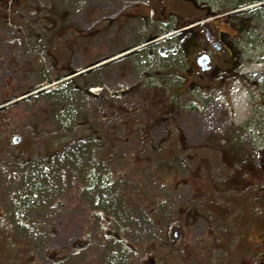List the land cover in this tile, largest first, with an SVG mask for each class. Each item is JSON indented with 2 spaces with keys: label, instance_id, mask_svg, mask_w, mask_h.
Returning a JSON list of instances; mask_svg holds the SVG:
<instances>
[{
  "label": "flooded vegetation",
  "instance_id": "af4514ba",
  "mask_svg": "<svg viewBox=\"0 0 264 264\" xmlns=\"http://www.w3.org/2000/svg\"><path fill=\"white\" fill-rule=\"evenodd\" d=\"M8 1L0 0V135L10 106L32 104L53 82L61 95L70 79L83 91L95 68L44 74L38 85L31 70L6 95L38 42L35 21L5 28ZM146 1L161 31L96 60V128L41 137L33 154L18 125L0 141V264H264V0ZM125 13L124 24L134 15ZM41 26L47 33L55 23ZM112 26L96 20L98 49L112 45ZM52 48L39 46L57 67ZM203 109L211 129L197 136L191 119Z\"/></svg>",
  "mask_w": 264,
  "mask_h": 264
},
{
  "label": "rangeland",
  "instance_id": "374dc122",
  "mask_svg": "<svg viewBox=\"0 0 264 264\" xmlns=\"http://www.w3.org/2000/svg\"><path fill=\"white\" fill-rule=\"evenodd\" d=\"M11 1H14L12 8L9 7ZM21 4L19 6L16 0H9L4 6V13L6 14L5 28L16 30L14 26L16 25L21 26L23 31H27L28 28H31L29 22L35 21L38 42L36 41L35 45L36 52L32 53L33 59L31 60L33 61L24 64L29 66L30 69L24 72L22 77L19 76L20 81H12L5 88V93L9 96L14 95L13 93L17 86H22L21 80L23 78L27 81L31 80L28 74L31 70L38 85L45 80H42L44 74H56L58 71L65 75L72 70H87L91 65L96 66V60L103 55H111L124 46L130 47L138 43L150 33L161 31L157 23L151 22L153 10L149 7L146 0H126L125 2L120 0H21ZM50 5H53V9H49ZM137 5L143 6L145 16L148 17L147 23L143 22L137 15L140 12L136 7ZM125 12H133L134 14L133 16H128L127 28L123 21L119 22V17ZM104 17L110 22L113 20V26L110 30L112 45L109 48L98 49L101 41L98 38L96 39V20L104 19ZM47 18L52 19L55 26L46 33L41 25ZM65 30H70L72 33L68 34V39L65 35L64 41H61V36ZM39 38L41 42H39ZM50 43L53 45L52 49L57 50L59 53L60 63L57 67L55 66L56 60L49 53L40 52L39 50L41 44L46 46L50 45ZM72 50H75V52ZM125 65H128L127 61L123 62L121 69ZM117 74L118 71L115 70L114 75L116 76ZM120 74L123 73L120 72ZM96 81L95 67L93 71L87 72V75L82 78L83 91L78 92L75 90L76 87L70 79L64 82L67 85L62 86L64 87V93L61 95L59 85L53 82L52 86L46 85L44 87L46 89L45 94H36L33 97L32 104L10 106L5 112V127L1 130L0 141L5 142L6 145V142L11 140V135L14 134L13 129L18 125L24 131V136L27 133L31 135L27 139L26 152L33 154V146L30 143L34 140H40L41 137H49L50 140L53 139L56 142L63 139V135L60 133L64 130H69L72 126L85 124L96 128V89L98 87L96 86ZM87 89L89 90L88 92ZM202 112L203 116H200L198 112H194V116L191 119V121L194 122L195 119L197 122L198 128L195 130L197 136H202L206 134L205 131L211 129V126L206 122L204 109ZM112 119L115 120L114 123L123 124L128 118L115 116ZM78 131H81V129ZM17 134L22 133L19 132ZM222 134L223 132L217 131L213 132L212 136L219 139L223 137ZM89 135L90 137H87L85 141L94 143V133L86 134V136ZM55 177L56 174L53 173L52 178L54 179ZM60 189L59 182L52 187L53 205L60 206L62 204L63 196L59 192ZM35 200L38 201L39 206L44 204L43 197H35ZM52 219L54 221L52 229L54 233L52 235L55 236L56 233L60 232L62 218L56 211L53 213ZM76 223L75 219L69 220V232L73 230Z\"/></svg>",
  "mask_w": 264,
  "mask_h": 264
}]
</instances>
